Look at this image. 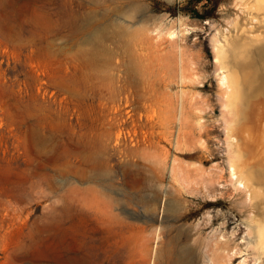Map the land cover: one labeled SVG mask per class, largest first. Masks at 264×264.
<instances>
[{
  "label": "rangeland",
  "instance_id": "1",
  "mask_svg": "<svg viewBox=\"0 0 264 264\" xmlns=\"http://www.w3.org/2000/svg\"><path fill=\"white\" fill-rule=\"evenodd\" d=\"M172 238L264 264V0H0V264Z\"/></svg>",
  "mask_w": 264,
  "mask_h": 264
},
{
  "label": "bare ground",
  "instance_id": "2",
  "mask_svg": "<svg viewBox=\"0 0 264 264\" xmlns=\"http://www.w3.org/2000/svg\"><path fill=\"white\" fill-rule=\"evenodd\" d=\"M60 15V14H59ZM255 73V71H254ZM248 74V73H247ZM253 75V74H252ZM252 77V76H251ZM253 79V78H251ZM248 94V92H247ZM246 134V133H245ZM78 150V149H77ZM79 190V189H78ZM83 192V191H82ZM82 192H79L80 195H82ZM81 200L84 199L83 196H80L79 197ZM204 203H207V202H204ZM170 209V208H169ZM188 216V215H186ZM191 233V232H190ZM180 236V235H179ZM189 234L186 233L184 235V240L187 241V238L190 239V237H188ZM170 246L167 247L165 249V251L162 253V255L164 254L166 257V261H165V264H197L198 260H199V253H197L196 249L193 247V246H190L189 244H185V241H184V244L183 245H178L176 242V238H172L170 239ZM179 241V240H178ZM190 243V241L188 242ZM196 245V242H194ZM198 243V242H197ZM192 244V243H191ZM221 244V243H220ZM224 244V243H222ZM199 246V245H198ZM198 246L196 248H198ZM199 249V248H198ZM197 249V250H198ZM200 251V250H199ZM198 251V252H199ZM202 252V251H201ZM54 255H55V261H59V262H64L66 264H74V262H71V261H67V260H61L60 258H58V255L56 252H53ZM74 255V254H73ZM161 255V254H160ZM202 255V254H201ZM200 255V257H201ZM65 257V256H64ZM157 258V257H156ZM155 259V258H154ZM162 259V258H161ZM145 261V260H143ZM148 262V260H147ZM158 263V262H157ZM163 264V263H162ZM199 264V263H198Z\"/></svg>",
  "mask_w": 264,
  "mask_h": 264
}]
</instances>
